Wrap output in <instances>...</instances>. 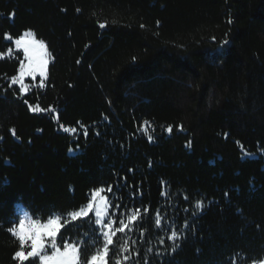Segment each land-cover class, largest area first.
I'll return each mask as SVG.
<instances>
[{
  "label": "trees",
  "instance_id": "trees-1",
  "mask_svg": "<svg viewBox=\"0 0 264 264\" xmlns=\"http://www.w3.org/2000/svg\"><path fill=\"white\" fill-rule=\"evenodd\" d=\"M20 218L78 264H264V0H0V264Z\"/></svg>",
  "mask_w": 264,
  "mask_h": 264
},
{
  "label": "snow or ice",
  "instance_id": "snow-or-ice-1",
  "mask_svg": "<svg viewBox=\"0 0 264 264\" xmlns=\"http://www.w3.org/2000/svg\"><path fill=\"white\" fill-rule=\"evenodd\" d=\"M15 43L19 45L21 41L16 40ZM24 54L26 57L28 56L27 48L24 49ZM196 207L200 208L201 205L198 203ZM75 215L79 216L80 213L77 212ZM13 224H16L15 219ZM61 226V221L57 218H49L47 222H41L34 218H20L18 225L10 229L19 239L21 247V250L15 253L14 258L18 259L21 264L32 257H39L40 264H78L79 248L77 245L65 241L63 251L57 245L56 237ZM25 246L30 250L23 251ZM47 247L53 248L54 251L51 255L46 252ZM99 259H101L99 255H93L87 264H96Z\"/></svg>",
  "mask_w": 264,
  "mask_h": 264
},
{
  "label": "rangeland",
  "instance_id": "rangeland-1",
  "mask_svg": "<svg viewBox=\"0 0 264 264\" xmlns=\"http://www.w3.org/2000/svg\"><path fill=\"white\" fill-rule=\"evenodd\" d=\"M21 44H15V50L23 53V61L21 62L18 74L11 80L13 85H17L23 93H26L29 89L27 84L28 80H40L43 82L47 77V56L44 44L36 41L30 31L23 33L20 38ZM28 49V56L24 54V49ZM79 212L80 215L76 216L75 213ZM77 212L71 215V218H84L90 214L93 215L97 224L101 225L107 218L108 203L106 197L102 196L98 191H92L89 196L88 203L80 208ZM57 245L60 247L58 241V235L56 237ZM64 246L60 247L63 251ZM46 252L51 255L54 251L53 248L47 247ZM37 258L39 257H32ZM79 262V260H78ZM96 264H98L96 262Z\"/></svg>",
  "mask_w": 264,
  "mask_h": 264
}]
</instances>
